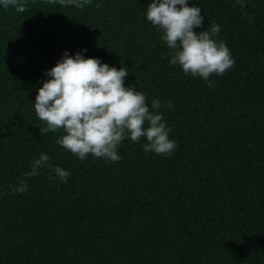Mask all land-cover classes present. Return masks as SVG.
Segmentation results:
<instances>
[{
	"label": "trees",
	"instance_id": "trees-1",
	"mask_svg": "<svg viewBox=\"0 0 264 264\" xmlns=\"http://www.w3.org/2000/svg\"><path fill=\"white\" fill-rule=\"evenodd\" d=\"M151 2L0 6V264H264V0H189L195 31L219 24L235 60L212 88L170 63ZM65 52L125 68L176 150L125 138L118 162L81 161L56 143L63 129L41 135L38 89ZM42 153L67 183L47 166L25 176Z\"/></svg>",
	"mask_w": 264,
	"mask_h": 264
},
{
	"label": "clouds",
	"instance_id": "clouds-1",
	"mask_svg": "<svg viewBox=\"0 0 264 264\" xmlns=\"http://www.w3.org/2000/svg\"><path fill=\"white\" fill-rule=\"evenodd\" d=\"M59 2L83 8L91 0ZM0 6L23 13L27 0H0ZM101 6L97 4L98 8ZM146 18L161 33L170 50V63L180 66L186 75L202 78L209 88L215 86L210 80L213 74L223 76L234 67L235 60L225 42L214 39L220 32L219 24L195 31L203 27L205 17L199 7L189 6V0H152ZM45 75L51 79L38 89L34 104L36 115L47 125L40 128L41 135L63 129L64 134L56 143L81 161L91 154L94 158L118 162L121 157L117 149L125 138L133 142L146 138L143 150L157 155H171L176 150L177 144L169 138L171 129L164 116L154 111L162 107L160 100H153L149 106L143 92L126 88L128 71L125 68L117 70L99 59H85L81 52L74 57L65 52ZM167 107H172L170 102ZM45 166L61 181L68 182L70 173L52 165L44 153L25 176H36L38 169ZM10 188L13 192H23L27 184L21 181L20 186Z\"/></svg>",
	"mask_w": 264,
	"mask_h": 264
}]
</instances>
